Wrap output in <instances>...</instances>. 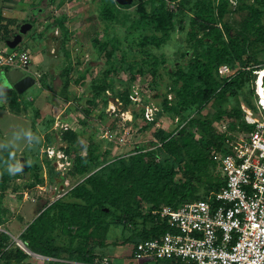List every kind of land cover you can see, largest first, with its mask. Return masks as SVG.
<instances>
[{
	"label": "trees",
	"instance_id": "obj_1",
	"mask_svg": "<svg viewBox=\"0 0 264 264\" xmlns=\"http://www.w3.org/2000/svg\"><path fill=\"white\" fill-rule=\"evenodd\" d=\"M177 2L176 10L171 11L165 0H141L128 20L130 12L124 8L132 2L119 5L114 0H91L102 31L100 41L96 38L91 41L93 59L99 58L102 50L112 54L119 46L120 39L109 32L112 25L126 23V31L130 33L138 29L141 36L136 45L150 44L156 49L171 37L175 27L183 31L186 46L171 69L164 67L163 60L157 56L122 51L116 62L106 60L100 71L104 77L126 72L127 89L136 76L144 75L149 76L150 86L163 85L162 99L155 104L171 118L179 119L177 124L181 125L176 124L170 132H154L159 142L149 141L146 145L134 146L128 153L107 158L112 141L100 152L99 146L89 143L90 138H87L81 156L76 153V131L63 123L60 129V138L65 143L63 155L71 164L66 174L70 178H80L62 195L45 204L17 236L27 250L47 259H35L14 243L8 246L9 237L0 232V264H95L108 245L130 242L133 249L139 240L166 231L165 217L158 214L161 207L175 209L223 185L218 166L211 157L215 149L224 146L226 138L216 132L215 126L224 119L240 121L243 104L237 97L251 78L250 71L244 67L264 64L255 59L253 49L257 45L264 49V25L260 22L262 6L259 0H239L234 12L244 11L245 15L238 22L239 27H235L223 20L228 0ZM114 5L118 9L113 14ZM1 19L0 9V32L3 33L0 35L4 40L18 25L10 28ZM174 20L178 24H174ZM235 63L239 67L232 74H218L219 65L232 68ZM63 76L61 83L65 91L69 84L67 70ZM102 82L93 86L96 93L105 90V81ZM249 91L247 96L251 94ZM167 93H170L169 98H166ZM6 95L11 105L18 107L20 94L7 89ZM230 99L231 105L226 106ZM244 101L253 109L247 99ZM209 104L216 108L211 113L203 112ZM181 110L187 113L183 115ZM142 120L140 131L149 125L145 118ZM192 126L200 132L201 140L189 133ZM16 178L9 176L0 165V225L3 223L1 194ZM198 188H203L200 194ZM108 219H114L113 223ZM122 224L139 225L137 236L118 241L116 230L120 233ZM151 264L157 262L154 260ZM165 264L181 263L168 260Z\"/></svg>",
	"mask_w": 264,
	"mask_h": 264
},
{
	"label": "rangeland",
	"instance_id": "obj_2",
	"mask_svg": "<svg viewBox=\"0 0 264 264\" xmlns=\"http://www.w3.org/2000/svg\"><path fill=\"white\" fill-rule=\"evenodd\" d=\"M139 1L141 0H132V3L124 8L126 12H130L127 16L128 20L133 17L134 7ZM238 4L239 0H228L223 16L224 22L235 27H239L238 22L245 15L244 11L234 12ZM259 4L262 6L260 22L264 25V0H259ZM91 5V0H0L3 24L10 28H15L23 20L31 24L20 43L12 48L27 49L30 59L26 69L11 68L5 73L14 76H21L24 73L35 79V83L19 95L18 107L14 108L11 105L7 95L6 99L0 100V134L2 135L0 140L10 137L14 130L24 127L28 122L34 127L33 122L36 119L40 130L38 133L31 128L39 137V143L31 147L21 144V152L18 153V156L22 155L24 160H31V166L25 165V170L17 174L15 181L10 182L8 188L5 187L7 189L4 194H1L3 223L0 228L3 231L0 232L9 237L6 243L8 246L15 244L12 238L18 236L26 223L45 204L62 195L80 178L67 176L70 160L68 165L61 161L65 146L60 138L63 123L76 131L78 137L76 153L81 156L84 155L82 146L88 141L87 138H90L89 143H96L102 152L107 149L108 140H114L108 139L106 130L115 135L127 131L125 140L113 144L110 148L107 158H111L132 151L136 145H146L149 141L159 142L153 133L158 130L170 132L179 121L157 107L155 102L162 99L164 86H150L148 75L136 76L127 89L126 72H116L104 77L100 71L106 60L116 62L122 51L126 54L137 51V55L157 56V59L163 60L164 67L171 69L181 58L186 46L183 31L175 27L171 37L156 49L150 44L136 45V40L141 36L138 29L130 33L126 31V23L112 25L109 32L120 39L119 46L112 54H105L102 50L99 58L93 59L91 52L94 48L91 41L93 38L100 41L102 31ZM165 5L169 10L175 11L178 2L165 0ZM117 9L118 7L114 5L112 13H116ZM174 24H178L177 20H174ZM0 34L3 35L2 32ZM3 48L5 47L0 35V49ZM253 49L255 59L263 62L262 46L257 45ZM238 67L235 63L230 71L235 72ZM65 70L69 84L63 91L61 81ZM5 73L0 74L3 79ZM75 79L77 82L73 83ZM102 81H105V90L96 93L93 86L96 83H103ZM249 89L250 82H247L237 99L242 104L245 102L244 99H247L255 108L252 94L247 96ZM169 97L170 93H167L166 98ZM231 103L232 99L229 100L228 105L226 103V106H230ZM214 108H216L214 104H209L202 111L211 113ZM183 113L187 112L181 110V114ZM143 118L149 125L145 130L140 131L144 124ZM189 133L196 140H201L200 132L195 127L192 126ZM60 174H64L67 181H64ZM202 191L203 188H198L197 193L200 194ZM108 220L112 223L114 221V219ZM138 232L137 224L131 227L122 224L120 233L116 230L118 241L137 236ZM109 238H113L111 233ZM105 249L106 252L102 257H106L109 264H139V262L151 264L154 261L131 259L132 243L130 242L111 244ZM99 259L97 258L96 263ZM156 262L165 264V261Z\"/></svg>",
	"mask_w": 264,
	"mask_h": 264
},
{
	"label": "built area",
	"instance_id": "obj_3",
	"mask_svg": "<svg viewBox=\"0 0 264 264\" xmlns=\"http://www.w3.org/2000/svg\"><path fill=\"white\" fill-rule=\"evenodd\" d=\"M4 47L0 49V74L11 68L25 70L30 59L27 49ZM244 69L250 71L255 108L243 104L240 121L224 119L215 126L216 132L226 138L224 146L215 149L211 157L223 185L175 209L161 207L158 214L165 217L167 230L135 243L131 251L133 260L264 264V64L247 65ZM217 72L232 74L226 64L219 65ZM105 132L108 139H114L108 140L113 144L123 142L128 133ZM62 157L63 164L68 165ZM14 242L19 247L17 237ZM95 264L109 261L101 257Z\"/></svg>",
	"mask_w": 264,
	"mask_h": 264
},
{
	"label": "clouds",
	"instance_id": "obj_4",
	"mask_svg": "<svg viewBox=\"0 0 264 264\" xmlns=\"http://www.w3.org/2000/svg\"><path fill=\"white\" fill-rule=\"evenodd\" d=\"M11 85L0 76V100L6 99L7 89ZM39 143V137L30 127H20L11 133V136L0 140V165L9 176H16L23 172L25 165L31 166V160L22 161L18 153L21 152V144L31 147Z\"/></svg>",
	"mask_w": 264,
	"mask_h": 264
},
{
	"label": "water",
	"instance_id": "obj_5",
	"mask_svg": "<svg viewBox=\"0 0 264 264\" xmlns=\"http://www.w3.org/2000/svg\"><path fill=\"white\" fill-rule=\"evenodd\" d=\"M119 5H128L132 2V0H114ZM31 24L29 22H22L19 23L15 30L10 32L7 38L3 40L4 45H6L8 48L12 49L16 45H18L21 41V38L25 35L28 29H30ZM4 79L8 81V83L11 85L8 89H13L17 94H21L24 92L27 88L32 86L35 83L34 77H32L29 74L22 73L21 76H14L13 74L5 73ZM19 158L24 161L22 155L19 156ZM25 170V167H24ZM12 240H16V238H12ZM17 245V244H16ZM19 248L22 249L25 253L28 255H32L35 257L44 258L42 256L36 255L29 250H27L22 243H20Z\"/></svg>",
	"mask_w": 264,
	"mask_h": 264
},
{
	"label": "crops",
	"instance_id": "obj_6",
	"mask_svg": "<svg viewBox=\"0 0 264 264\" xmlns=\"http://www.w3.org/2000/svg\"><path fill=\"white\" fill-rule=\"evenodd\" d=\"M3 3H8V2H6V1H3ZM3 11V10H2ZM1 11V14L3 15V12ZM10 27V26H9ZM8 113V112H7ZM10 114L11 115H13L11 112H10ZM16 118H19L18 116H16V115H14ZM37 121V119L33 122V126L34 127H32V125L31 124H29V122L28 123H26L25 124V126L24 127H30V128H33V130L35 131V132H38V133H40V130H38L39 129V124L36 122ZM2 133V132H1ZM3 134V133H2ZM1 135V134H0ZM2 136V135H1ZM0 136V137H1ZM40 136V135H39ZM61 175V177L64 175V174H60ZM63 179H64V181H67L66 180V178L63 176Z\"/></svg>",
	"mask_w": 264,
	"mask_h": 264
},
{
	"label": "flooded vegetation",
	"instance_id": "obj_7",
	"mask_svg": "<svg viewBox=\"0 0 264 264\" xmlns=\"http://www.w3.org/2000/svg\"><path fill=\"white\" fill-rule=\"evenodd\" d=\"M22 23V22H21Z\"/></svg>",
	"mask_w": 264,
	"mask_h": 264
}]
</instances>
